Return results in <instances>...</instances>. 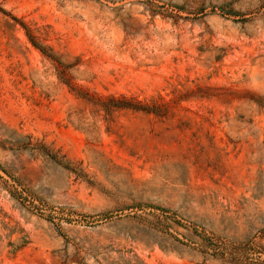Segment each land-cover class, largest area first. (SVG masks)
Here are the masks:
<instances>
[{
  "label": "rangeland",
  "instance_id": "obj_1",
  "mask_svg": "<svg viewBox=\"0 0 264 264\" xmlns=\"http://www.w3.org/2000/svg\"><path fill=\"white\" fill-rule=\"evenodd\" d=\"M0 264H264V0H0Z\"/></svg>",
  "mask_w": 264,
  "mask_h": 264
},
{
  "label": "trees",
  "instance_id": "obj_2",
  "mask_svg": "<svg viewBox=\"0 0 264 264\" xmlns=\"http://www.w3.org/2000/svg\"><path fill=\"white\" fill-rule=\"evenodd\" d=\"M27 34V32H26ZM27 36L29 37V35L27 34ZM31 39V38H29ZM32 41V40H30ZM35 45V44H33ZM40 49V48H39ZM42 51V50H41ZM116 107H123V108H130V109H134V110H140V111H144V112H150L151 110H149L148 108H145L144 106H129L128 104H120L117 105ZM49 157H53L52 154L50 152H45Z\"/></svg>",
  "mask_w": 264,
  "mask_h": 264
}]
</instances>
